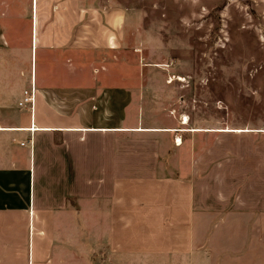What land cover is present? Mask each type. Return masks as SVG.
<instances>
[{
    "label": "crops",
    "instance_id": "crops-1",
    "mask_svg": "<svg viewBox=\"0 0 264 264\" xmlns=\"http://www.w3.org/2000/svg\"><path fill=\"white\" fill-rule=\"evenodd\" d=\"M24 3L0 0V264H264V124L204 128L173 82L78 50L116 54L121 14L94 39L73 0Z\"/></svg>",
    "mask_w": 264,
    "mask_h": 264
},
{
    "label": "rangeland",
    "instance_id": "rangeland-1",
    "mask_svg": "<svg viewBox=\"0 0 264 264\" xmlns=\"http://www.w3.org/2000/svg\"><path fill=\"white\" fill-rule=\"evenodd\" d=\"M52 2L59 7L64 0ZM22 7L31 17V0ZM72 7L74 21L91 25L94 39L109 29L107 16L121 14L116 54L78 50L118 60L121 70H152L153 86L173 82L166 101L170 108L181 105L193 121L216 132L228 125L264 124V0H73ZM84 9L95 21H79ZM24 37L26 46L10 48L17 56L9 66L27 80L34 62L28 31ZM209 143L201 136L198 146L203 150Z\"/></svg>",
    "mask_w": 264,
    "mask_h": 264
},
{
    "label": "built area",
    "instance_id": "built-area-1",
    "mask_svg": "<svg viewBox=\"0 0 264 264\" xmlns=\"http://www.w3.org/2000/svg\"><path fill=\"white\" fill-rule=\"evenodd\" d=\"M33 94H34V90H33V88H32V90L30 91V93H29L28 91L25 92V95L27 96V97L25 98V103H32V104H33ZM28 95H29V97H28ZM21 105H23V104H21ZM177 143L180 144L181 141H180V142L178 141Z\"/></svg>",
    "mask_w": 264,
    "mask_h": 264
},
{
    "label": "bare ground",
    "instance_id": "bare-ground-1",
    "mask_svg": "<svg viewBox=\"0 0 264 264\" xmlns=\"http://www.w3.org/2000/svg\"><path fill=\"white\" fill-rule=\"evenodd\" d=\"M187 122H188V118H186V123L185 124H187ZM216 132V131H215Z\"/></svg>",
    "mask_w": 264,
    "mask_h": 264
}]
</instances>
